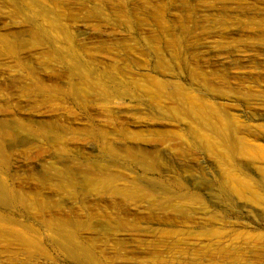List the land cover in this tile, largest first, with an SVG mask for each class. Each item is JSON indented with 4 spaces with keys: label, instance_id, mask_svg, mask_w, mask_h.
<instances>
[{
    "label": "rangeland",
    "instance_id": "obj_1",
    "mask_svg": "<svg viewBox=\"0 0 264 264\" xmlns=\"http://www.w3.org/2000/svg\"><path fill=\"white\" fill-rule=\"evenodd\" d=\"M0 264H264V0H0Z\"/></svg>",
    "mask_w": 264,
    "mask_h": 264
}]
</instances>
